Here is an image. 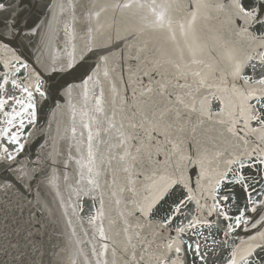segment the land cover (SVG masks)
I'll return each instance as SVG.
<instances>
[{"label": "water", "instance_id": "95a60500", "mask_svg": "<svg viewBox=\"0 0 264 264\" xmlns=\"http://www.w3.org/2000/svg\"><path fill=\"white\" fill-rule=\"evenodd\" d=\"M0 264H264V0H0Z\"/></svg>", "mask_w": 264, "mask_h": 264}]
</instances>
